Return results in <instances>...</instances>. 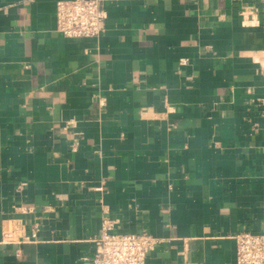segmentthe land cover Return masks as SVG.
<instances>
[{
	"label": "crops",
	"instance_id": "1",
	"mask_svg": "<svg viewBox=\"0 0 264 264\" xmlns=\"http://www.w3.org/2000/svg\"><path fill=\"white\" fill-rule=\"evenodd\" d=\"M62 0H0V264H92L103 220L147 264H237L264 234L261 0H101L68 39ZM37 240L2 243L11 223Z\"/></svg>",
	"mask_w": 264,
	"mask_h": 264
},
{
	"label": "built area",
	"instance_id": "2",
	"mask_svg": "<svg viewBox=\"0 0 264 264\" xmlns=\"http://www.w3.org/2000/svg\"><path fill=\"white\" fill-rule=\"evenodd\" d=\"M260 7H245L243 20H250L257 13L264 16V0ZM106 13L101 0H62L56 6L58 32L68 39H97L106 30ZM26 223H11L2 233V243L18 245L37 240V232L28 233ZM237 264H264V234L246 231L236 238ZM92 264H147L149 252L155 242L148 233L119 234L115 222L103 220L100 234L94 240Z\"/></svg>",
	"mask_w": 264,
	"mask_h": 264
}]
</instances>
